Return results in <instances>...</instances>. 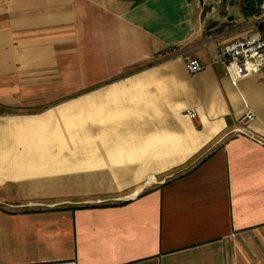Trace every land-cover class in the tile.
Instances as JSON below:
<instances>
[{"label":"crops","instance_id":"obj_1","mask_svg":"<svg viewBox=\"0 0 264 264\" xmlns=\"http://www.w3.org/2000/svg\"><path fill=\"white\" fill-rule=\"evenodd\" d=\"M247 3L0 0V264H264Z\"/></svg>","mask_w":264,"mask_h":264},{"label":"built area","instance_id":"obj_2","mask_svg":"<svg viewBox=\"0 0 264 264\" xmlns=\"http://www.w3.org/2000/svg\"><path fill=\"white\" fill-rule=\"evenodd\" d=\"M257 28L264 25V0L259 4L257 14L253 17ZM217 60L225 65L233 79L260 74L264 71V38L244 37L220 47ZM185 68L191 73H199L204 67L196 58L185 60ZM188 115L195 119L196 111L190 110ZM255 119V114L248 110L240 119L239 124L246 126ZM248 137L255 138L251 133L241 129Z\"/></svg>","mask_w":264,"mask_h":264},{"label":"trees","instance_id":"obj_3","mask_svg":"<svg viewBox=\"0 0 264 264\" xmlns=\"http://www.w3.org/2000/svg\"><path fill=\"white\" fill-rule=\"evenodd\" d=\"M248 3L246 4L245 10H248V13L245 12L248 16H254L257 14L258 11V5L263 1V0H247ZM259 32L262 34L264 38V25H260L258 27Z\"/></svg>","mask_w":264,"mask_h":264},{"label":"rangeland","instance_id":"obj_4","mask_svg":"<svg viewBox=\"0 0 264 264\" xmlns=\"http://www.w3.org/2000/svg\"><path fill=\"white\" fill-rule=\"evenodd\" d=\"M200 2H204V5L207 6L208 8L211 6V5H214L215 7V11L217 12V15H219L222 10L224 9V4H223V1L222 0V3L219 2V0H199ZM229 2V1H228ZM231 2V1H230ZM229 2V3H230ZM209 12V10H207ZM210 14H208V18L210 19Z\"/></svg>","mask_w":264,"mask_h":264}]
</instances>
